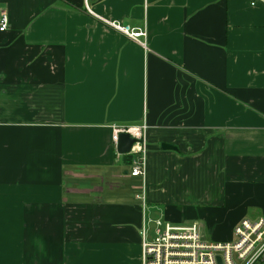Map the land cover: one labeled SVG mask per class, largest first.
I'll return each mask as SVG.
<instances>
[{"label":"crops","instance_id":"crops-1","mask_svg":"<svg viewBox=\"0 0 264 264\" xmlns=\"http://www.w3.org/2000/svg\"><path fill=\"white\" fill-rule=\"evenodd\" d=\"M254 2L0 0V264H140L158 218L233 238L264 217ZM142 123L145 179L113 141Z\"/></svg>","mask_w":264,"mask_h":264},{"label":"built area","instance_id":"built-area-1","mask_svg":"<svg viewBox=\"0 0 264 264\" xmlns=\"http://www.w3.org/2000/svg\"><path fill=\"white\" fill-rule=\"evenodd\" d=\"M110 24L135 41L147 37L144 30L119 22ZM8 28L9 16L2 13L0 31ZM147 129L145 123L118 125L113 129L116 145L121 133H129L136 139L130 152L133 154L131 175L142 179L146 176ZM152 222L155 225L154 239H147L145 226L140 264H219V258L223 264H264V217L243 218L235 225L232 240L225 242L206 239L198 222L174 224L162 218Z\"/></svg>","mask_w":264,"mask_h":264},{"label":"water","instance_id":"water-1","mask_svg":"<svg viewBox=\"0 0 264 264\" xmlns=\"http://www.w3.org/2000/svg\"><path fill=\"white\" fill-rule=\"evenodd\" d=\"M135 143H136V139L132 137L129 133H121L117 144L118 152L120 154L130 153ZM162 148L175 149L172 145L169 144H163ZM218 260H219V264H223L221 258H219Z\"/></svg>","mask_w":264,"mask_h":264},{"label":"rangeland","instance_id":"rangeland-1","mask_svg":"<svg viewBox=\"0 0 264 264\" xmlns=\"http://www.w3.org/2000/svg\"><path fill=\"white\" fill-rule=\"evenodd\" d=\"M253 219V218H252ZM254 219H258V218H254ZM228 225V224H227ZM151 228H152V230H151V232H150V230H149V232H150V235H151V238L152 239H154V230H155V225H152L151 226ZM218 235V238H214L213 236H212V234H208L209 236H208V238H206V239H208V240H214V241H227V240H229V239H231L232 238V232H231V230H230V227H228V226H226V225H224L223 227H222V231H220L219 233H217ZM226 237H228V238H226ZM226 238V239H225ZM223 239V240H222Z\"/></svg>","mask_w":264,"mask_h":264}]
</instances>
